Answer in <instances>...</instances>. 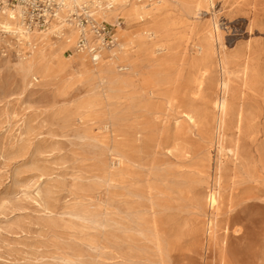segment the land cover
I'll return each mask as SVG.
<instances>
[{
	"label": "rangeland",
	"instance_id": "rangeland-1",
	"mask_svg": "<svg viewBox=\"0 0 264 264\" xmlns=\"http://www.w3.org/2000/svg\"><path fill=\"white\" fill-rule=\"evenodd\" d=\"M109 2L0 29V264H264V0Z\"/></svg>",
	"mask_w": 264,
	"mask_h": 264
},
{
	"label": "bare ground",
	"instance_id": "bare-ground-1",
	"mask_svg": "<svg viewBox=\"0 0 264 264\" xmlns=\"http://www.w3.org/2000/svg\"><path fill=\"white\" fill-rule=\"evenodd\" d=\"M87 1L88 0H65V4H64L63 8L61 9V12H63V13L60 12L61 14H59V16L57 17L58 22L52 26L50 31L51 30L53 31V29L55 30V29L61 27L60 24H62L63 21L65 20V15H66L65 13H67L68 10H74L73 8L75 5L83 6L82 4H84ZM91 1L93 2V4L96 7L100 8V9H98L97 13L102 15V16H107L109 14V10H110L109 8H110V6H113L112 4H114V2H118V4H120L119 7H122V9H124L125 13H127V14H139V11L135 7L129 6L127 4L128 0H110V2L108 4L109 10H106L103 8L101 0H91ZM210 1L212 2L213 0H210ZM90 15H94V13H91ZM0 29H5L6 31L18 34L20 36V38L23 37V38H21V40L23 39L28 45H30L31 47L34 48L35 43H36L34 41V38L37 37L38 33L36 32V29H32V27L27 26V24L24 22L22 12H21L19 7H16V8L6 7L3 11L0 12ZM142 32L147 33L148 31H145L143 29ZM47 33L48 32H45V34H47ZM39 36L40 35H38V37ZM140 41L144 45L149 44L148 36H142ZM87 44L89 47H91L89 39H87ZM40 53H41V50L37 51L34 55V59H36V57L38 55H40ZM96 57L97 58L100 57L99 54H97ZM223 64H224V60H223V57H221L220 65H223ZM206 72H207V70L203 71V73H202L203 77L200 81H198V84L196 85V87H198L199 90L202 87L203 79H204ZM218 87H219V94L220 95H219L218 99L214 102V107L217 109V117H216V123L217 124L216 125H218L217 126L218 131H220L223 124H224V121H225V115L227 112L228 102H229L228 101V93H229V82H228V80L225 79V77L221 78L219 81ZM222 133H223V131H222ZM208 199H209L210 205L212 207H215L218 204V192L214 189H211L209 192V195H208ZM143 218H142V220H143ZM144 219H146V218H144Z\"/></svg>",
	"mask_w": 264,
	"mask_h": 264
},
{
	"label": "built area",
	"instance_id": "built-area-1",
	"mask_svg": "<svg viewBox=\"0 0 264 264\" xmlns=\"http://www.w3.org/2000/svg\"><path fill=\"white\" fill-rule=\"evenodd\" d=\"M65 0H0V12L6 7H19L24 22L29 27L46 28L55 20L63 8ZM77 17V23L81 27H91L97 35L102 37L103 46L112 47L116 43L114 35H110L107 24L102 21L94 20L90 14L82 10L79 14H74ZM87 39L81 35L77 42V49L83 51L88 49ZM100 47H93V52L97 53ZM96 59V58H95ZM98 60V59H96Z\"/></svg>",
	"mask_w": 264,
	"mask_h": 264
}]
</instances>
